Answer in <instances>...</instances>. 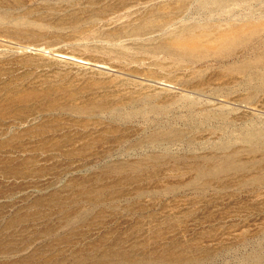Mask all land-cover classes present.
<instances>
[{
	"label": "rangeland",
	"instance_id": "obj_1",
	"mask_svg": "<svg viewBox=\"0 0 264 264\" xmlns=\"http://www.w3.org/2000/svg\"><path fill=\"white\" fill-rule=\"evenodd\" d=\"M0 264H264V0H0Z\"/></svg>",
	"mask_w": 264,
	"mask_h": 264
}]
</instances>
